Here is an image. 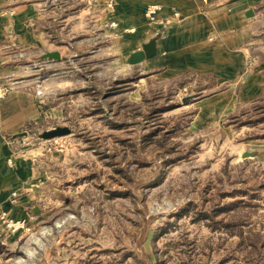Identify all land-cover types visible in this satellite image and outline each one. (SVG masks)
I'll list each match as a JSON object with an SVG mask.
<instances>
[{"label":"rangeland","instance_id":"1","mask_svg":"<svg viewBox=\"0 0 264 264\" xmlns=\"http://www.w3.org/2000/svg\"><path fill=\"white\" fill-rule=\"evenodd\" d=\"M115 34L0 42V104L36 111L6 140L44 177L41 218L0 220V264H264V98L199 119L210 85L144 74Z\"/></svg>","mask_w":264,"mask_h":264},{"label":"crops","instance_id":"2","mask_svg":"<svg viewBox=\"0 0 264 264\" xmlns=\"http://www.w3.org/2000/svg\"><path fill=\"white\" fill-rule=\"evenodd\" d=\"M148 5L159 7L153 21L144 15ZM89 30L98 38L110 30L119 39L129 35L128 57L155 39L156 55L133 67L155 78L185 74L210 85L199 91L208 95L192 104L199 119L208 115L216 121L215 111L217 116L227 111L229 118L264 98V0H0V42L13 34L20 46L30 37L33 46H54L55 31L83 38ZM81 40L87 45L88 38ZM49 52L57 51L46 50L40 60ZM238 102L245 106L237 108ZM34 111L27 112L14 96L0 104V220L42 216L33 217L44 207L43 170L36 159L15 154L6 140Z\"/></svg>","mask_w":264,"mask_h":264},{"label":"water","instance_id":"3","mask_svg":"<svg viewBox=\"0 0 264 264\" xmlns=\"http://www.w3.org/2000/svg\"><path fill=\"white\" fill-rule=\"evenodd\" d=\"M235 1V0H232ZM156 55V43L155 39L150 40L146 44H143L141 49L133 52L128 57V64L129 65H137L141 63L145 59H149ZM42 59L45 60H60V54L58 52H49L42 56ZM191 97L184 98L182 102H186L190 100ZM70 134V129L67 127H56L51 130L45 131L42 134H40V138L43 140H49L56 137H61ZM252 154L245 153L243 154V157H250Z\"/></svg>","mask_w":264,"mask_h":264},{"label":"built area","instance_id":"4","mask_svg":"<svg viewBox=\"0 0 264 264\" xmlns=\"http://www.w3.org/2000/svg\"><path fill=\"white\" fill-rule=\"evenodd\" d=\"M158 11L159 7L157 5H148L145 9V16L149 21H153ZM0 94L3 95L1 89Z\"/></svg>","mask_w":264,"mask_h":264},{"label":"trees","instance_id":"5","mask_svg":"<svg viewBox=\"0 0 264 264\" xmlns=\"http://www.w3.org/2000/svg\"><path fill=\"white\" fill-rule=\"evenodd\" d=\"M232 118H233V116L230 117V119H232Z\"/></svg>","mask_w":264,"mask_h":264}]
</instances>
